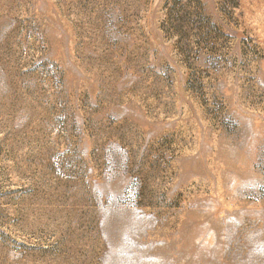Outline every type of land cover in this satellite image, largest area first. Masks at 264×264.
<instances>
[{"label":"rangeland","instance_id":"374dc122","mask_svg":"<svg viewBox=\"0 0 264 264\" xmlns=\"http://www.w3.org/2000/svg\"><path fill=\"white\" fill-rule=\"evenodd\" d=\"M0 264H264V0H0Z\"/></svg>","mask_w":264,"mask_h":264}]
</instances>
